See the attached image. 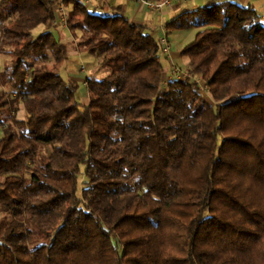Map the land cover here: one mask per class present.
Here are the masks:
<instances>
[{"label": "trees", "instance_id": "1", "mask_svg": "<svg viewBox=\"0 0 264 264\" xmlns=\"http://www.w3.org/2000/svg\"><path fill=\"white\" fill-rule=\"evenodd\" d=\"M63 2L110 72L85 78L83 103L60 74L56 1L0 0V264H264L258 11L209 0L166 22L197 31L165 81L122 6Z\"/></svg>", "mask_w": 264, "mask_h": 264}, {"label": "crops", "instance_id": "2", "mask_svg": "<svg viewBox=\"0 0 264 264\" xmlns=\"http://www.w3.org/2000/svg\"><path fill=\"white\" fill-rule=\"evenodd\" d=\"M56 5L59 3H63L66 9H70L72 7V3H68L65 5L64 0H55ZM161 1V0H157ZM209 0H175L170 5L164 6L161 8V11L157 9H147L145 4L139 2L137 0H86L85 5L88 7H98L102 4L107 5H119L123 7L125 14L128 16L131 22L136 24L146 25L148 31L158 40L162 34V30L164 29V34L167 36L169 41V52L162 56L161 61L164 67V79L169 80L173 77H178L177 70L187 69L188 67V58L180 55V50L182 47L190 42L197 31V29H174L169 30L165 28V23L174 18L180 12L200 7L205 5ZM243 5H251L255 8L258 13L261 15L264 20V0H234ZM57 15V14H56ZM155 18H158L159 21H155ZM159 22V23H158ZM59 27V28H58ZM59 24L54 26L55 32H57L58 38L68 44L69 55L73 54H82L86 53L87 50L78 45V36L80 32L71 33L67 27H63ZM160 27L159 36L154 35V31ZM69 55L67 57V62H70ZM73 63V62H72ZM101 68L93 69V72L90 74H70V80H75L82 85L83 89L81 90L83 103L88 102V95L86 87L83 84V81L86 77H91L95 79H102L109 74V69L103 66ZM185 67V68H183ZM81 70V69H80ZM101 73L105 75L100 76ZM82 82V83H81Z\"/></svg>", "mask_w": 264, "mask_h": 264}, {"label": "rangeland", "instance_id": "3", "mask_svg": "<svg viewBox=\"0 0 264 264\" xmlns=\"http://www.w3.org/2000/svg\"><path fill=\"white\" fill-rule=\"evenodd\" d=\"M155 21H159V19L158 18H155ZM159 30H160V27L157 28L154 31V35L156 37L159 36ZM54 33H55V36L58 35L57 32H55V29H54ZM164 35L165 34H164V29H163L162 30V34H161L160 37H162ZM78 40H79V36H78ZM69 54L70 53H69V50H68V55ZM69 58H70V62L69 63L67 62V64H66V61H65L63 63V65L61 66V68H60V74H61L62 78L65 81H70V74H76V75L85 74V75H87V74H90V72H93V69H95V68H101L100 67L101 65L99 63L98 58H96V56L94 54H90L89 52L82 53V54H77L76 53V54H73V55H69ZM5 59H6V57H5ZM3 64H4V56L0 55V68L3 67ZM183 68H185V67H183ZM186 71H187V69H180V71H177V72H179L181 74H185ZM103 75H105V74L104 73H101L100 74V76H103ZM202 87H203V90H205V85L204 84H202ZM82 89H83V87L81 85L80 88H79V90H78V97L80 98V100L82 99L81 98L82 97V93H81V90ZM47 149H49V147H47ZM149 210H150V207H146L143 210L139 211V213L140 214H146V213L149 212Z\"/></svg>", "mask_w": 264, "mask_h": 264}, {"label": "built area", "instance_id": "4", "mask_svg": "<svg viewBox=\"0 0 264 264\" xmlns=\"http://www.w3.org/2000/svg\"><path fill=\"white\" fill-rule=\"evenodd\" d=\"M78 1H81L84 4L86 2V0H78ZM137 1L144 3L145 7L147 9H150V10L157 9V10L161 11V8H163L164 6L170 5L175 0H161V1L137 0ZM55 10H56V14H57L56 23L65 28L66 24H67V9H66V7L61 2V3L56 5ZM158 43L160 44L161 51L164 54L169 52V41H168V38L166 35L160 37L158 39ZM177 71H180V70H177ZM177 73H178V77H184V74H181L179 72H177Z\"/></svg>", "mask_w": 264, "mask_h": 264}]
</instances>
